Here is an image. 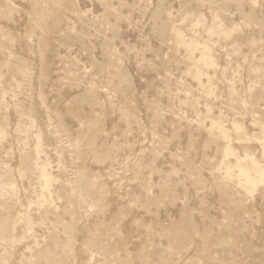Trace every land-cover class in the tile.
Instances as JSON below:
<instances>
[{
    "label": "rangeland",
    "instance_id": "rangeland-1",
    "mask_svg": "<svg viewBox=\"0 0 264 264\" xmlns=\"http://www.w3.org/2000/svg\"><path fill=\"white\" fill-rule=\"evenodd\" d=\"M0 264H264V0H0Z\"/></svg>",
    "mask_w": 264,
    "mask_h": 264
}]
</instances>
